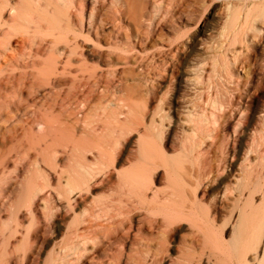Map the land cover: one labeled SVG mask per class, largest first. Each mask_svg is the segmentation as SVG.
<instances>
[{
	"label": "bare ground",
	"instance_id": "6f19581e",
	"mask_svg": "<svg viewBox=\"0 0 264 264\" xmlns=\"http://www.w3.org/2000/svg\"><path fill=\"white\" fill-rule=\"evenodd\" d=\"M152 1L0 0V98L8 103L0 142L22 135L28 147L38 149L32 152L33 175L21 182L13 180L20 197L12 204L17 209L14 217L1 225L6 247L10 240L19 239V247L30 252L41 246L54 228L61 227V240L53 242L42 264H156L163 245L152 248L150 238L141 234L145 226L151 233L164 230L187 214L179 201L185 192L177 193L180 184L186 183L185 176L197 187H192L195 191L204 182L221 180L225 169L237 160L238 174L233 175L237 181L254 176L259 164L254 162L252 149L257 154L258 148L264 147V135L258 132L255 137L252 130L256 121L264 124V104L253 106L257 96L254 80L264 72V62H250L251 57L248 61L243 51L255 48L257 34L259 38L264 35V0H221L224 24L218 37L223 40L212 46L195 36L184 41L160 40L166 32H178L175 19L190 22L187 19L198 10H189L182 0H161L162 5L149 9ZM105 8L110 9V15L104 18L101 12ZM154 39H159L158 44L150 51L147 45ZM236 42L239 49H235ZM232 65L250 67L245 81L238 78ZM150 68H156L154 73ZM165 76L176 78L175 93H186L187 101L184 98L179 103L183 116L176 115L172 121L170 111L162 107L145 111V105L138 113L148 115L146 129H152L151 133L163 130L165 119L171 121L168 128H181L182 151L194 157L192 169L187 172L182 167L184 154L169 158L161 147L152 146L155 136L149 138L146 131L136 138L134 163L124 170L115 169L117 138L102 141L107 135L123 133L124 124L137 121L141 114L135 116V100L142 93L156 97L166 85ZM135 79L144 80V86L140 85L143 90L137 82L129 83ZM65 88L67 102L58 101L56 96ZM59 162L67 168L58 166ZM160 166L164 169L162 191L151 180ZM94 186L110 192L91 200L89 206L84 196ZM249 186L245 182L237 193L225 187L212 207L210 219L225 207L231 209L229 217L235 224L232 240L225 242L221 235L213 234V228L211 231L198 222L191 227L204 235L206 247L181 253L175 264H243L249 252H253L251 264H264V225L254 233L251 223L257 217V189ZM198 201L193 203L198 205ZM4 206L2 200L0 207ZM134 212L142 214L135 224L131 219ZM37 255L38 251H31L28 264Z\"/></svg>",
	"mask_w": 264,
	"mask_h": 264
},
{
	"label": "rangeland",
	"instance_id": "374dc122",
	"mask_svg": "<svg viewBox=\"0 0 264 264\" xmlns=\"http://www.w3.org/2000/svg\"><path fill=\"white\" fill-rule=\"evenodd\" d=\"M220 1L221 0H182L181 3L183 2L182 3L183 5H188L189 6L188 7L189 10L191 9V7H192V9L195 8L194 10H196V11L198 10L197 13L193 14L190 18L187 19L190 22H184L183 21V22L180 23L179 20L175 19L174 29L176 31H178V32L177 33H175V32H172V33L166 32L167 36L163 35V37H161L160 40H166V41L173 42V41H176L178 39H181L182 41H184L187 38H190L191 36H195L196 38L201 39V41H203V40L206 41V42L209 41L208 46L209 45L212 46L213 44H215V42L218 39L222 38V37H218V36L221 35L222 31L221 32H219V31L221 29L223 30L222 26L224 24V16H223L224 8H223L222 3ZM179 2H180V0H179ZM161 3H162L161 0H153L152 3L148 5V7H149V9H151L154 4L162 5ZM106 8L104 10H102V12H101L102 16L104 15L103 16L104 18L108 17L110 15V13H109L110 9L106 10ZM106 13H108V14H106ZM182 19H184V17H182L180 21H182ZM176 35H178V37L180 36L181 38L180 37L179 38L175 37ZM228 36L230 37V35H228ZM263 36L264 35L261 36L262 38H259L260 36L257 34V36L253 39V44L255 45V48H253L251 50L249 49L250 51H248L246 53H245V51H243V55L245 57H246V55L249 57L247 59L248 61H249V59L251 57L252 59H250V62L253 59L255 61H258L257 62L258 64H261L262 61L264 62V37ZM173 37H174V39H173ZM156 40H159V39H156ZM156 40L154 39L153 41L149 42V44L147 45V47H148L147 49L148 50L151 51V49H153V46L158 44V41H156ZM221 40H223V38ZM120 46H122V45H120ZM235 46H236L235 49H239V47H241V46L238 47L237 42H236ZM197 54H200V52H197ZM243 55H242V57H243ZM245 57H243V58H245ZM230 67L232 68L233 65L230 66ZM244 67H243V69H241V68L238 69V66L235 67V65H234L233 69L236 68L235 70H238V71H236L238 78L245 81L246 77L248 76L247 75L248 72H249L248 69H250V67L249 66H244ZM177 68H179V67H177ZM153 69H156V68H150V71L151 70L153 71ZM181 69L182 68H179L178 70L181 71ZM239 70H241V71H239ZM151 73H154V71L151 72ZM151 73L149 72V74H151ZM137 74H138V71L135 74L138 77L140 74H138V75ZM136 76H134V78ZM150 76H153V74L150 75ZM257 76H256V79L254 80L255 81L254 90L256 91V94H257V96L254 97L255 101H253L254 102L253 103L254 107L256 105L257 106H261L262 104H264V72H261V74L258 73ZM139 78H140V76L138 78H136V79H139ZM168 78L169 77L165 78V81H166L165 82L166 85L164 84L165 88L163 86V88L159 91V93L153 99H151L150 96L147 98L148 95H146L145 93L144 94L142 93V96H141L142 98L140 97V98H138L139 100L138 99H136V100L133 99L132 100V101H134V100L136 101V105H133V109H136V110H134L136 117L138 115H140V114L142 115V113H138V112L139 111L143 112V106L144 105H145V109H146L145 111H147V110L153 111L152 109L156 110V108L159 109L161 107L165 111H167V110L170 111L169 115L171 114L170 115L171 117L169 116L170 117L169 119L172 120V121H173V119L175 120L177 118L176 115H182V114H180L182 112H180L181 111L180 110L181 109L180 108L181 104H179V103L182 100L184 101L185 99L187 101V98H185V97H187L185 95L186 93L184 91L183 92L185 94L182 91H179L178 94L175 93L173 87H174L176 78H174V76H173V79H171L172 77L170 78L172 81H169V82H171V84H172V82H174L172 85L169 84L168 80H170V79H168ZM136 79L133 80V81L131 80V82H129V83L130 84H134L135 82H137L135 84H138L139 85L138 87H140V85L144 86L145 83L143 82L144 81L143 79H140V80H136ZM154 83H156V82H154ZM168 84H169V87H167ZM143 86H141L142 89H140V90L144 89ZM151 86H152V84L150 86H148V88H150ZM153 86H155V84ZM66 93H67V89L65 88L62 91V93L59 94V96H56L58 101L59 100H63V102H67L68 96L66 95ZM143 95H144V98L146 96V99L143 98ZM175 96H176V98H175ZM181 97H182V99H181ZM0 99H1L0 100V103H1L0 104V134H2L5 131V128H6V125L4 123V119L6 117L5 114L8 113V112H6L8 110V107H7L8 103H7V101L5 99H3V98H0ZM114 99H116V97H113V98L110 97L111 101L114 100ZM155 99H156V101H155ZM160 100H161V102H160ZM145 101H147V103ZM148 101H151V102H148ZM49 103L52 104V101H49ZM260 103H262V104H260ZM160 104H161V106H160ZM138 105H139V107L141 109L139 107L137 108ZM2 106H3V108H2ZM57 109L58 108L55 107V110H57ZM177 111L179 112V114H178ZM136 113H138V114H136ZM141 115L137 117L138 118L137 121L135 119V121L130 123V125L129 124H124V125H126L125 129L122 130L123 133L121 132L120 135H118V134L107 135L105 137V139H104V137H102V140L103 139L105 140V141L103 140L102 142H112L111 139L114 138V141H115V137L117 138L116 139V141H117L116 143L119 146H117V149H116L117 155L115 156V160L113 162L115 164H113V167L115 169H117V170H121V169L124 170L125 168H128V166L131 163H134V159L136 157V154H135L136 153V149L135 148L137 147V145L135 144L136 143L135 142L136 138L138 137L139 133H144V131H146L145 134L149 138L151 137V139H152V137L155 136V137H153V140H154V142H156V144H153L154 143L153 142L152 146L155 145L154 146L155 148H158L157 146L161 147V149L163 151H165L164 153H166V155L169 158L172 157L171 155H174L173 156V158H174V157H176V156H178L180 154L181 155L184 154L183 158H182L183 161H181L183 163L182 167L186 168L187 172L189 170H191L192 169V165L194 163L193 162L194 161L193 160L194 157H193L192 154L190 155V153H184L182 151L183 148H182V143H181L182 142V133H181V130H180L181 128H179L178 126L168 128L167 124H170L171 121L169 119H165L162 122L163 130H159V131L156 130V131L151 133L152 129L150 130V128H149V130H148V127L146 129V126L149 125V124L147 125V123H149V122H147V121H149V119H148L149 117L147 118L148 115L147 116L146 115H142L141 116ZM260 121L261 120H259L258 122L256 121V123L254 125L255 128L253 127L254 129H252L253 132H254L255 137L256 136L258 137V132L264 135V130H263L264 129V124H263V121L262 122H260ZM137 122H140V123H137ZM131 124H133V125H131ZM137 124H139V125H137ZM129 127H132L133 129L129 128ZM166 127L168 129H166ZM122 128H124V127H122ZM126 129H128V130H126ZM254 130H257V131H254ZM158 132L160 133V135H158L159 134ZM255 132H257V134H255ZM119 138H121V139H119ZM25 142H27V139L23 138L22 135L19 136L17 139H14L12 141L0 142V169H1L0 170V202L2 200L5 201V206L4 207H0V218H1L0 219V264H28L29 254L31 255V251H32V253L33 252L35 253V250L38 251V255L36 256L37 258H33L32 264H42V260L46 257V254L50 251V249H51V247L53 245V242H58L62 238V229H61V227L54 228L52 233H49V234H47L45 236V237H48V238H46L44 240L43 244L41 245L42 247L39 246V247H36V248H32L30 252H29V250H25V252H24L23 247H19V245L21 244V241H19V239L17 241L16 240H10L11 242L9 243V245H7L9 247H6L5 242H2V241H4L3 240V236L5 235L4 233H6L5 231L3 232V230L1 229L2 222L3 221H10V219L12 217H14L17 209L12 208V204L15 205V202H17L19 197H20V192H18V191H20L19 187L17 188V185H15L14 182L15 181L21 182L22 180L24 181V178H26V177H28L30 175H33V173H34V165H33L34 161H32L33 160V158H32L33 157V155H32L33 153L32 152L35 151V150L37 151L38 149L37 148L34 149V147H32L31 145H29L30 147H28V144L25 143ZM84 142H87V141H83L82 143H84ZM9 143L11 144V147H10ZM236 147H238V144L236 145ZM259 148H258L259 151L257 150V154H256V151H255L256 149H252V150H254V151H252V153L254 152L252 154L254 159H257V160L261 161V163H260V161H257V160L255 161L254 160V162H256L255 163L256 165H257V163L259 164V165L255 166L257 168V169L255 168V172H254L256 175L253 173L254 176L248 177L249 179L246 178V179H244V181H243V179L240 180V181H237L238 177L237 176H233V175H235L237 173V169H236V167L234 165H236V163L238 165L240 163L239 160H237L236 162H233L232 163L233 165L230 164V165H232L231 167L225 169V171H224L225 174L223 173V177L221 178L222 181L220 179H216L215 180L216 182L215 181L204 182L202 184V187H198V190L196 189L195 191H194V189L197 188V187H195V185L193 186L194 183H191V181L189 179L188 180L190 182H187V179H185L187 176H185V178L183 177L184 178L183 179L184 182L186 181V183H188V185L186 183L185 184L181 183L180 186L177 188L178 189L177 193H181L182 194V193L185 192L183 194V197L180 194L181 195V199L179 200L181 203L182 202L184 203V204L182 203V205H185L182 208V210L185 208L183 211H184V213H187V214L184 215L185 218H183L184 217L183 216L181 218V220L176 219V222L174 221L173 223L169 224L167 226V228H165L164 230L155 231L153 233L149 232L148 229L145 226L144 230H143V232L141 234V235H143L144 237H146L148 239L150 238L149 239V241H150L149 243H152V244H150V246L152 248L156 247V244H158V243H161L163 245L162 252H160L159 256H158L159 257L158 258L159 262L157 261L156 264H169V263L175 264L178 261V259L180 258L179 256H180L181 253H185V252L187 253L188 250L189 251H191V250L199 251L200 249H203L204 246L206 247V242L203 241L204 240V237H203L204 235L201 232H198V233H200V234H198L197 231L195 230V228H192V227H194V224L199 225V223H200L202 226L204 225L205 227L210 228L211 231H212V228H213V234L214 235L216 234L217 236L221 235L222 236L221 238H223V240H225V242L226 241L228 242V241L232 240V236H233L232 230H233V227L235 228V226H233L234 222L229 217V215L231 213V209L230 208L225 207L224 208L225 210L220 211L219 214L214 218L215 220L212 217H211L212 219H210V216H211V214L213 212V208H214V206L216 204V201H215L216 200V196L219 195L220 193H223L222 190H224L225 187L228 188L231 193L232 192L233 193H237L240 185H243V184H245V182H247V183H249L250 186L253 185L252 187L257 189V190H255L256 194L254 196L255 206L257 208V211H256L257 212V217H256L255 221H252L251 225L253 224L252 228H254L253 229V231H255L254 233H257V231L260 230L259 228H261V226L264 225L263 224V222H264L263 220L264 219H261V217L264 218V187H263V185H264V168H263V166H264V153H263L264 152V147L262 148V146H261ZM260 151H262V152H260ZM34 153H36V152H34ZM260 157H261V159H259ZM14 159L17 160L16 164L13 163ZM59 163H58V166H60V167L62 166V168H63L64 164L67 165L64 162H59ZM182 163H181V165H182ZM65 167L63 169L67 168V167L66 168ZM262 168H263V170H262ZM27 171L29 172V174H28ZM163 171H164V169L161 168V166H160V167L157 168L155 173L153 172V176H151V180L153 181L154 187L161 189V191H162V189H164V182H163L164 179L162 177L163 176L162 175ZM156 173H158V174H156ZM187 178H189V177H187ZM239 179H241V178H239ZM13 180H15V181H13ZM249 180H250V182H249ZM17 182H16V184H17ZM35 182L36 183H40L41 181L36 180ZM210 182H211V184H210ZM240 183H242V184H240ZM182 184L185 185L186 187L183 186ZM259 184L262 185V186H260ZM19 185H20V183H19ZM14 186H15V188H14ZM188 186H189V188H188ZM190 188H191V190H190ZM236 188H237V190H236ZM107 192H110L109 188H102L101 186L91 187L89 192L86 193V195L84 196V202L87 201L86 204L90 206L92 204L91 202L94 199L96 200L97 198L98 199L101 198L103 195L108 194ZM186 193H188V194H186ZM189 193H190V195H189ZM193 193L194 194L196 193L195 194V198H197V199L194 198V200H193V197H194ZM213 196H214L215 199L213 198ZM197 200H199L198 202H200V203H198V205L196 204L197 202L193 203V201L195 202ZM192 204H193V206H192ZM198 206H200V207H198ZM23 210H24V208L20 209V211H23ZM14 211H15V213H14ZM141 215L142 214L140 212H134V214L131 216V219L133 220L132 221L133 224L136 223L137 217L139 218V216H141ZM133 216H134L135 220L133 219ZM207 217H208V219H206ZM186 218H187V220H186ZM190 219L192 220V222H191ZM259 219H260V221H259ZM254 222H255V224H254ZM211 224H212V226H211ZM196 234H198V236ZM194 236L196 238L198 237V240H197L198 242H196V243H195L196 238ZM194 238H195V240H194ZM151 241H153V242H151ZM198 243L199 244L202 243V244L199 245ZM17 246H18V248H17ZM20 246H22V245H20ZM192 246H193V249L191 248ZM191 252H193V251H191ZM113 253H114V250H113ZM27 255H28V257H27ZM259 255H260V253H259ZM33 256L35 257V254H33ZM252 256H253V252L247 253V255L245 257H243V259L245 258L244 260H246L243 264H251L252 263ZM101 259H102V257H101ZM104 259L105 258H103V260ZM176 259H177V261H176ZM244 260H242V261H244Z\"/></svg>",
	"mask_w": 264,
	"mask_h": 264
}]
</instances>
